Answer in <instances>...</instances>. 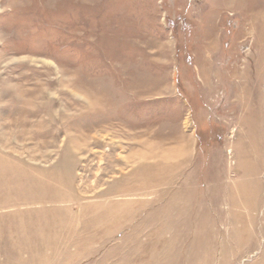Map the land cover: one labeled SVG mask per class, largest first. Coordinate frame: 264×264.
<instances>
[{
  "label": "rangeland",
  "instance_id": "374dc122",
  "mask_svg": "<svg viewBox=\"0 0 264 264\" xmlns=\"http://www.w3.org/2000/svg\"><path fill=\"white\" fill-rule=\"evenodd\" d=\"M1 174L0 264H264V0H0Z\"/></svg>",
  "mask_w": 264,
  "mask_h": 264
},
{
  "label": "bare ground",
  "instance_id": "6f19581e",
  "mask_svg": "<svg viewBox=\"0 0 264 264\" xmlns=\"http://www.w3.org/2000/svg\"><path fill=\"white\" fill-rule=\"evenodd\" d=\"M151 146H153V145H151ZM184 149V146H182V148L181 149H177V150H179V151H182ZM147 150V154H146V152H145V155L144 154H140V157L142 158L143 156H146V155H148V156H150V154H151V150H152V148L150 149V146L149 145H147L146 146V149H145V151ZM143 151H144V149H143ZM151 157V156H150ZM132 160H134V159H132ZM3 170V169H2ZM0 178H1V180H5V181H7V179H5L6 177H5V175H0ZM33 201H38L39 200V198H37V197H32L31 198Z\"/></svg>",
  "mask_w": 264,
  "mask_h": 264
}]
</instances>
